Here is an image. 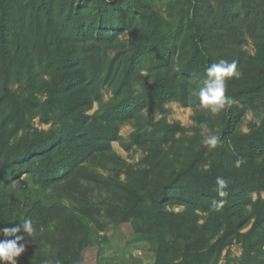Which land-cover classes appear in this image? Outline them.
<instances>
[{
    "label": "trees",
    "instance_id": "1",
    "mask_svg": "<svg viewBox=\"0 0 264 264\" xmlns=\"http://www.w3.org/2000/svg\"><path fill=\"white\" fill-rule=\"evenodd\" d=\"M220 60L241 75L211 114L197 93ZM170 102L196 108L190 138ZM261 108L264 0H0V229H34L17 264H84L126 223L148 264H264V118L241 129Z\"/></svg>",
    "mask_w": 264,
    "mask_h": 264
},
{
    "label": "rangeland",
    "instance_id": "2",
    "mask_svg": "<svg viewBox=\"0 0 264 264\" xmlns=\"http://www.w3.org/2000/svg\"><path fill=\"white\" fill-rule=\"evenodd\" d=\"M245 48L250 53H255L256 48L251 38L248 39V43ZM111 92L105 91V98L109 99ZM98 103H95L90 113H94L98 109ZM170 112L167 117L169 121H180L185 127L188 128L186 135L188 138L193 136L195 130V116L197 113L196 108L191 106H183L179 102H170L168 104ZM201 110L212 113L208 108L201 106ZM161 115H155L154 118L158 119ZM264 118V108L257 111L247 109L244 115V120L241 125L243 131H248L252 122L260 123L261 119ZM35 124L41 128H49L50 124L40 122L39 118H36ZM219 127H205L202 130L204 136H212ZM134 128L130 124H123L121 126V134L126 140L130 138ZM114 148L119 154L130 162L137 163L144 157V152L140 148H133L132 150H126L121 142H113ZM264 196V192L262 193ZM254 198L258 195L253 194ZM177 210L182 207H177ZM109 236V242L103 245V249L100 250L98 246L87 249L82 256L84 264H97L98 259H101L104 264H148L152 263L155 257V246L147 241L135 242L133 241V229L129 223L121 225H112L107 230ZM235 255L240 254L241 246L236 244L232 248ZM222 264H225L223 261Z\"/></svg>",
    "mask_w": 264,
    "mask_h": 264
},
{
    "label": "clouds",
    "instance_id": "3",
    "mask_svg": "<svg viewBox=\"0 0 264 264\" xmlns=\"http://www.w3.org/2000/svg\"><path fill=\"white\" fill-rule=\"evenodd\" d=\"M206 78L197 93L200 104L208 108L212 113L219 112L225 105V78L237 77L241 73L237 71L236 62L228 63L225 60H220L218 63H213L205 70ZM218 142V137L215 135L206 137L204 144L215 146ZM241 161H236V166H239ZM217 184L220 188L226 186V181L217 177ZM220 195H225L223 191ZM5 237H14V239L0 240V264H17V257H19L26 248L27 241L25 237H31L34 233L32 221L30 219L24 220L22 225L0 229ZM17 233H22L17 235ZM23 241V242H22Z\"/></svg>",
    "mask_w": 264,
    "mask_h": 264
},
{
    "label": "crops",
    "instance_id": "4",
    "mask_svg": "<svg viewBox=\"0 0 264 264\" xmlns=\"http://www.w3.org/2000/svg\"><path fill=\"white\" fill-rule=\"evenodd\" d=\"M241 252H242V248H241ZM241 252H240V254H241ZM235 254V253H234ZM240 254H237V255H240Z\"/></svg>",
    "mask_w": 264,
    "mask_h": 264
}]
</instances>
